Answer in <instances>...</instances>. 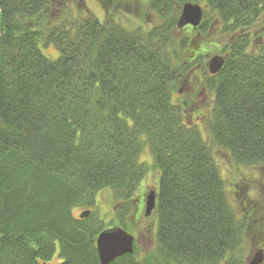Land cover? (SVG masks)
<instances>
[{"label":"trees","instance_id":"obj_1","mask_svg":"<svg viewBox=\"0 0 264 264\" xmlns=\"http://www.w3.org/2000/svg\"><path fill=\"white\" fill-rule=\"evenodd\" d=\"M96 1L102 21L57 0H0V264H100L95 239L105 227L73 211L93 208L108 188L126 216L148 172L146 145L159 173L155 245L110 264H241L243 242L264 243V185L251 186L256 198L233 191L232 203L176 95L205 79L211 144L243 169L264 168V0H202L195 29L176 27L179 0ZM126 1L144 4L153 25H120ZM216 37L227 38L225 62L211 76Z\"/></svg>","mask_w":264,"mask_h":264},{"label":"rangeland","instance_id":"obj_2","mask_svg":"<svg viewBox=\"0 0 264 264\" xmlns=\"http://www.w3.org/2000/svg\"><path fill=\"white\" fill-rule=\"evenodd\" d=\"M183 3H191L204 7V2L202 0H179ZM63 2V3H62ZM58 6L62 5L71 9V12L74 14L78 13L80 8H83L97 20L102 21L104 18V11L98 1L96 0H57ZM181 3V4H183ZM174 6V4H173ZM120 14L117 15V22L125 28L134 29L139 26H144L150 28L153 25L155 20L154 14L145 8L144 4L140 2H121L120 3ZM251 33H255L256 28H251ZM215 49L213 55L218 54L219 48H222L225 44L227 38L216 37L213 39ZM256 40L251 41V46H255ZM50 46V47H49ZM38 47L42 54L49 60H56L59 56V51L51 44L46 41L39 40ZM206 59V63L210 57ZM202 79V80H201ZM199 80L201 84H199ZM205 88V93H200L201 89ZM178 105L182 106L183 103H188V108L184 111L183 122L186 124H195L199 129V132H204V138L209 146L212 148L215 159L220 167L221 177L223 178L226 188L229 191L230 197L233 199L232 203L235 202L237 197L233 194V191L239 192L244 188L251 191L250 196L257 197V189L259 185L256 184V181L263 183L264 185V168L255 167L252 169H243L237 165L234 160L231 158L230 153L222 148L213 146L211 144V139L205 131L204 121L210 113L213 102V93L207 88L205 84V79L200 76L198 79V84L196 86H190L183 84L178 93ZM140 162L145 164L148 167V172L146 176L141 181V184L134 195L135 202L133 206L138 205L140 199L150 191L153 190L156 192L158 188V178L159 173L154 169L153 161L151 158L150 150L148 145H146L141 153ZM245 179V180H244ZM250 180V181H248ZM253 182V183H252ZM253 184L258 188H251ZM261 186V185H260ZM122 200H118L115 197V194L110 189H103L99 191L95 198V205L93 208L89 209L93 216H95L98 222L105 227L106 229L111 228L112 225L122 226L126 225V230L128 233H131L135 240V250L138 253V258L141 259L148 251L152 250L155 245L156 240V218L154 213L151 216H144V207L139 209L138 207L130 212L129 202V211H126V216L123 217L124 208L120 209L118 203ZM142 206H144V201L142 200ZM114 207H116L114 210ZM85 209H75L73 215L75 218H78L80 212ZM127 210V209H126ZM140 211V212H139ZM254 230H262L264 232V223L261 225V228L258 230L253 227ZM254 242V241H253ZM247 242V247L243 242V248L241 250V259L239 262L241 264H248L252 259L257 250H262L264 254V243H253ZM264 263V257H263Z\"/></svg>","mask_w":264,"mask_h":264},{"label":"water","instance_id":"obj_3","mask_svg":"<svg viewBox=\"0 0 264 264\" xmlns=\"http://www.w3.org/2000/svg\"><path fill=\"white\" fill-rule=\"evenodd\" d=\"M202 8L199 5L184 3L180 10V15L176 23L178 29L185 26L196 28L200 25L202 20ZM224 58L215 55L208 60L207 70L210 75H216L223 67ZM204 89L202 90V94ZM156 195L150 191L145 198L146 217L150 216L155 208ZM89 211H84L79 215V218H86L89 216ZM95 247L100 264H110L115 259L134 252V237L119 227H113L101 231L95 239ZM264 254L262 250H257L248 264H262Z\"/></svg>","mask_w":264,"mask_h":264},{"label":"flooded vegetation","instance_id":"obj_4","mask_svg":"<svg viewBox=\"0 0 264 264\" xmlns=\"http://www.w3.org/2000/svg\"><path fill=\"white\" fill-rule=\"evenodd\" d=\"M144 198H145V196L143 197V199L141 198L140 199V202H139V204L138 205H135V206H133V203L135 202V200H133L134 199V197L131 199V201H130V203H132L131 205H130V207H131V210L133 209H135V208H139V209H141L142 207H144V206H142V200L144 201ZM118 205H119V207H120V209H122L123 207H124V205H125V203H124V201H120L119 203H118ZM116 207H114V210H116L115 209ZM131 212V211H130ZM140 212V211H139ZM135 243H136V240H135Z\"/></svg>","mask_w":264,"mask_h":264}]
</instances>
